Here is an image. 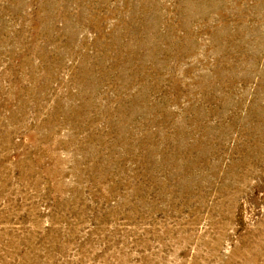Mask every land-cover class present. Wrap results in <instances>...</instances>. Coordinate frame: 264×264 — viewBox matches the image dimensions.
Returning a JSON list of instances; mask_svg holds the SVG:
<instances>
[{
    "label": "rangeland",
    "instance_id": "374dc122",
    "mask_svg": "<svg viewBox=\"0 0 264 264\" xmlns=\"http://www.w3.org/2000/svg\"><path fill=\"white\" fill-rule=\"evenodd\" d=\"M0 264H264V0H0Z\"/></svg>",
    "mask_w": 264,
    "mask_h": 264
}]
</instances>
